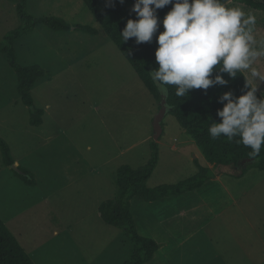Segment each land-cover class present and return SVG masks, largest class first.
<instances>
[{
    "label": "rangeland",
    "instance_id": "1",
    "mask_svg": "<svg viewBox=\"0 0 264 264\" xmlns=\"http://www.w3.org/2000/svg\"><path fill=\"white\" fill-rule=\"evenodd\" d=\"M28 1L36 15L55 13L71 23L96 26L79 0ZM226 7L254 14L256 37L264 38V10L240 0H228ZM20 23L16 2L0 0V39ZM16 47L21 63H40L47 72L33 88L35 104L45 109V115L42 125L30 123V109L21 101L15 72L0 54V135L9 142L17 165L30 169L37 180L32 187L16 180L12 168L3 166L0 149V215L38 264H50L48 255L60 264V254L52 252L57 247L70 254V261L62 264H78L82 258L86 264V255L97 250V256L120 231L98 216L101 202L116 194L117 169L124 163L145 164L150 141L138 143L131 152L139 153L133 160L118 153L131 142L153 138L160 103L104 32L53 31L41 25L18 40ZM254 66L264 72V57ZM163 127L162 137L180 139L184 152L168 151L166 159L163 155L152 183L174 184L196 172L189 159H195L192 145H198L186 143L196 142L169 111ZM254 171L246 174L245 184L264 176V171ZM255 191L263 195L264 183Z\"/></svg>",
    "mask_w": 264,
    "mask_h": 264
},
{
    "label": "trees",
    "instance_id": "2",
    "mask_svg": "<svg viewBox=\"0 0 264 264\" xmlns=\"http://www.w3.org/2000/svg\"><path fill=\"white\" fill-rule=\"evenodd\" d=\"M13 1L16 2V11L21 23L0 39V54L5 55L9 65L15 72L17 90L21 101L30 109V123L33 126H40L44 122L45 109L35 104L33 88L45 79L47 72L40 63H21L16 43L25 35L36 31L41 25L47 26L53 31H70L75 28L77 31L92 35H97L100 31L104 32L128 59L155 99L161 103L163 95L159 91V86L153 82L148 73L158 67L155 62V50L158 47L155 36L152 43L144 42L137 45L134 42L135 38L123 42L120 35L127 20L136 18L135 13L131 12L134 0H125L123 4H120L119 0H79L90 11L96 26L83 22L71 23L64 16L55 13L36 15L30 10L28 0ZM240 1L253 8L264 10V0ZM170 9L171 5L159 10L160 18L163 19ZM163 30L161 26L160 31ZM214 75L215 73L213 78ZM223 75L225 79H229L226 73ZM243 84L244 78L238 74L235 80H230L228 86H212L206 94L202 90H190L188 96L176 97L175 86H168V95L166 96L169 113L175 116L180 126L196 142L205 158L216 167L227 168L231 173L237 175L246 173L251 168L264 171V146H262L258 157L251 158L248 155L251 151L249 147L242 144L238 145L235 140L229 142L224 136L213 140L208 133V128L213 121L220 122L216 112L223 105L217 102L218 97L229 90L237 96L241 95ZM257 95L259 96V92ZM150 148V158L145 164L133 167L131 164L124 163L118 168L116 178L117 194L100 204L102 219L107 224L121 228L131 245L127 258L121 264H146L153 259L160 247L157 240L140 233L138 230L131 210L133 197L141 196L146 201H156L169 196L181 195L201 187L215 175L212 168L201 165L196 160L199 168L193 176L178 183H166L150 187L148 181L160 162L158 140L151 138ZM0 149L3 166L12 168V165L16 163V159L9 142L2 135H0ZM18 169L12 168L16 178H20L27 186L36 185V177L30 169L23 165H18ZM0 264H36L1 216Z\"/></svg>",
    "mask_w": 264,
    "mask_h": 264
},
{
    "label": "clouds",
    "instance_id": "3",
    "mask_svg": "<svg viewBox=\"0 0 264 264\" xmlns=\"http://www.w3.org/2000/svg\"><path fill=\"white\" fill-rule=\"evenodd\" d=\"M169 5L161 19L159 10ZM131 12L136 18L127 20L120 35L123 42L135 38L137 45L155 36L158 67L148 73L162 95H168V86H175L176 97L190 90L206 94L243 76L241 95L229 90L218 97L220 122L213 121L208 133L213 140H235L251 149L249 157H258L264 146V72L254 65L264 57V38L256 37V16L226 7V0H134Z\"/></svg>",
    "mask_w": 264,
    "mask_h": 264
},
{
    "label": "crops",
    "instance_id": "4",
    "mask_svg": "<svg viewBox=\"0 0 264 264\" xmlns=\"http://www.w3.org/2000/svg\"><path fill=\"white\" fill-rule=\"evenodd\" d=\"M162 138L158 140L160 162L148 181L150 187L172 184L169 180L157 184L152 181L162 166L163 155L166 159L168 151L177 154L184 152L180 147V139ZM150 140L147 136L144 140L131 142L118 155L128 156L127 161L133 160L139 153L133 156L132 150L139 142ZM186 141L196 144L190 139ZM164 148L166 153H163ZM198 149L200 150L192 145L195 159L191 157L189 160L196 169L192 175L198 172L196 160L215 172L214 177L204 185L184 194L156 201H146L141 196H135L131 200V210L138 230L157 240L160 245L153 259L146 264H264V194L255 191V188L264 183V176L257 181L251 180L255 183L245 184L246 174L255 172L256 168L240 175L233 174L227 168H219L210 163L201 150L196 152ZM115 184L116 180L113 185L117 194L118 187ZM119 230L97 256V250L92 255H86V264H121L127 258L131 245L123 230ZM58 249L60 247L52 252L60 254V264L69 262L70 254ZM30 256L33 258L31 254ZM48 259L50 264H56L49 255ZM33 260L37 263L34 258ZM82 260L83 258L78 264H83Z\"/></svg>",
    "mask_w": 264,
    "mask_h": 264
},
{
    "label": "water",
    "instance_id": "5",
    "mask_svg": "<svg viewBox=\"0 0 264 264\" xmlns=\"http://www.w3.org/2000/svg\"><path fill=\"white\" fill-rule=\"evenodd\" d=\"M160 105H161L160 110L155 115V118H154V121H153V126H154L153 138L155 140H159L160 137L163 134V131H164L163 120H164V118L166 116V113L169 111V105L167 103V97L166 96H164V95L162 96ZM12 168L16 169V170H19L18 169V165L16 163H14L12 165Z\"/></svg>",
    "mask_w": 264,
    "mask_h": 264
}]
</instances>
